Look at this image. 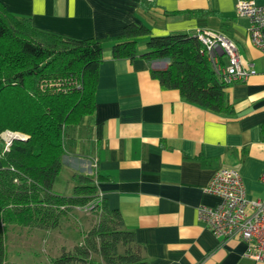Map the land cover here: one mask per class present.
<instances>
[{"label":"crops","instance_id":"obj_1","mask_svg":"<svg viewBox=\"0 0 264 264\" xmlns=\"http://www.w3.org/2000/svg\"><path fill=\"white\" fill-rule=\"evenodd\" d=\"M237 1L0 0L10 14L38 30L103 43L94 110L65 129L52 189L70 195L55 188L63 167L72 178L70 187L76 175L92 177L98 195L134 232L146 264H264L246 255L242 240L216 236L197 213L200 206L219 203L206 187L224 167L239 173L247 198L264 199V56L247 36V19L235 13ZM129 24L143 25L148 34L135 38L134 58H114L111 41L122 38ZM203 30L233 40L243 65L255 70L225 88L229 112L185 100L152 75L167 67L168 58L140 56L150 36ZM11 228L5 261L23 264L9 249ZM33 230L26 236L35 237Z\"/></svg>","mask_w":264,"mask_h":264},{"label":"trees","instance_id":"obj_2","mask_svg":"<svg viewBox=\"0 0 264 264\" xmlns=\"http://www.w3.org/2000/svg\"><path fill=\"white\" fill-rule=\"evenodd\" d=\"M148 34L143 25L124 27L123 37L111 41L114 58H134L137 36ZM103 43L75 39L33 27L10 14L0 3V132L25 133L2 151L0 138V264L6 263L9 225L55 229L74 207H84L97 196L90 176H74L70 195L55 192L53 183L64 153L65 129L79 124L94 110L98 67ZM146 60L168 58L165 69L152 75L182 97L215 112H229L225 88L196 35L173 33L150 36L141 55ZM223 63V61H222ZM98 221L83 232L82 240L50 264H146L134 232L124 227L117 209L101 197ZM13 264V263H11Z\"/></svg>","mask_w":264,"mask_h":264},{"label":"built area","instance_id":"obj_3","mask_svg":"<svg viewBox=\"0 0 264 264\" xmlns=\"http://www.w3.org/2000/svg\"><path fill=\"white\" fill-rule=\"evenodd\" d=\"M235 13L247 19V36L264 56V4L238 0ZM197 38L213 69L225 83L239 82L255 72L254 68L243 65L236 44L224 34L203 30ZM17 135L26 138V135L8 131L0 134L5 143L4 150ZM206 191L217 196L219 203L215 207H198V219L222 240H242L247 256L264 261V199L247 198L239 173L226 167L213 174Z\"/></svg>","mask_w":264,"mask_h":264},{"label":"rangeland","instance_id":"obj_4","mask_svg":"<svg viewBox=\"0 0 264 264\" xmlns=\"http://www.w3.org/2000/svg\"><path fill=\"white\" fill-rule=\"evenodd\" d=\"M13 132L16 134H23L18 131H12L4 129L0 134L4 132ZM23 135H26L25 133ZM27 137V135L25 136ZM24 137V138H25ZM1 138V136H0ZM2 140V139H1ZM14 140L11 142V144ZM2 151H8L10 146H7V150H4L5 143L2 140ZM72 178L69 175V171L63 167L55 188L62 190L63 194H71L73 186H71ZM68 184V185H67ZM74 184V181H73ZM67 185V189L66 188ZM63 190H67L64 193ZM70 190V191H69ZM73 212H69L68 215L62 217L60 224L55 229H41L39 231H34L36 227H21L16 228V226H8L11 228V239L9 242V249L12 253L17 254L19 257H16V262L23 264H50V260L60 254L59 250L62 246L70 249L75 242L82 240L83 232L87 230V227H91L95 224L101 213V197L98 195L93 201L88 202L84 207H74ZM92 208V209H90ZM20 226V225H19ZM15 229L17 230L15 232ZM38 229V228H37ZM35 234V237L31 235L26 236L27 231H32ZM39 235V237H38ZM34 241V242H33ZM63 247V248H64ZM19 253V254H18ZM22 253V255H20ZM10 256V255H9ZM93 255L94 259L92 262L87 264H100L99 257Z\"/></svg>","mask_w":264,"mask_h":264},{"label":"water","instance_id":"obj_5","mask_svg":"<svg viewBox=\"0 0 264 264\" xmlns=\"http://www.w3.org/2000/svg\"><path fill=\"white\" fill-rule=\"evenodd\" d=\"M13 139H21V137L17 135V136H14Z\"/></svg>","mask_w":264,"mask_h":264}]
</instances>
